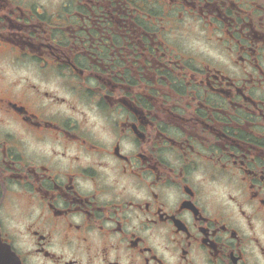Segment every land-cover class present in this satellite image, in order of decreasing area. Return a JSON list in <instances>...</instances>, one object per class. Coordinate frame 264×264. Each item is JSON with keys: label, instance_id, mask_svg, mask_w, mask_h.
Returning a JSON list of instances; mask_svg holds the SVG:
<instances>
[{"label": "flooded vegetation", "instance_id": "af4514ba", "mask_svg": "<svg viewBox=\"0 0 264 264\" xmlns=\"http://www.w3.org/2000/svg\"><path fill=\"white\" fill-rule=\"evenodd\" d=\"M0 264H264V0H0Z\"/></svg>", "mask_w": 264, "mask_h": 264}]
</instances>
